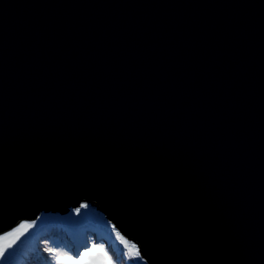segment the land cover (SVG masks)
<instances>
[{"label":"water","instance_id":"water-1","mask_svg":"<svg viewBox=\"0 0 264 264\" xmlns=\"http://www.w3.org/2000/svg\"><path fill=\"white\" fill-rule=\"evenodd\" d=\"M82 200L148 264H264V0H0V233Z\"/></svg>","mask_w":264,"mask_h":264},{"label":"rangeland","instance_id":"rangeland-1","mask_svg":"<svg viewBox=\"0 0 264 264\" xmlns=\"http://www.w3.org/2000/svg\"><path fill=\"white\" fill-rule=\"evenodd\" d=\"M91 203L93 202L82 200L79 202L80 205L68 207V210L62 213V217L54 216L51 211H42L37 215L36 219L30 220L35 221L31 226H24L22 221H20L11 229L0 233L2 235L12 229L26 228V230L21 231L19 238L13 244L12 247L14 249L8 253L6 264H26V259L31 258V255L33 258L37 254L40 255L38 256L39 258L37 257L38 262L36 264H58L57 256L62 254H69L75 257L79 264H91L89 257L81 259L86 248H91L95 244L103 246L104 249V244L110 243L116 250L117 242L107 232V227L97 226V221L102 218L112 229H116L117 232L119 230L112 222L108 221L100 210L91 206ZM85 204L86 206H84ZM77 208L80 209L79 212L76 211ZM89 218H91V222L88 220ZM61 220H69L71 224L63 223ZM119 235L130 248L132 244L137 245L131 238L121 233ZM48 248H56L59 251L48 252L46 251ZM108 255L112 258L114 264L126 263L125 260L113 253H108ZM137 258L142 264H145V261L140 256H137ZM127 262L128 264L131 263V261Z\"/></svg>","mask_w":264,"mask_h":264},{"label":"snow or ice","instance_id":"snow-or-ice-1","mask_svg":"<svg viewBox=\"0 0 264 264\" xmlns=\"http://www.w3.org/2000/svg\"><path fill=\"white\" fill-rule=\"evenodd\" d=\"M84 206H86V204ZM76 211L79 212L80 209L77 208ZM32 223H35V221H22V225L24 226H31ZM22 230H26V228L12 229L10 232H6L0 235V264H6L8 253L14 249L12 246L19 238ZM45 243H47V241H45ZM46 251L58 252L59 250L56 248H48ZM130 251L134 255H141L138 246L135 244L131 245ZM83 257H89L91 264H114V261L103 249V246H97L95 244L91 248L85 249L81 259H83ZM142 258L145 259V264H148L149 256H144ZM57 261L58 264H79L76 258L69 254H62L57 256Z\"/></svg>","mask_w":264,"mask_h":264},{"label":"trees","instance_id":"trees-1","mask_svg":"<svg viewBox=\"0 0 264 264\" xmlns=\"http://www.w3.org/2000/svg\"><path fill=\"white\" fill-rule=\"evenodd\" d=\"M70 220V219H69ZM69 220H61L63 223H70ZM89 221L91 220V218L88 219ZM91 222V221H90ZM82 223V222H81ZM71 224V223H70ZM97 226H100V227H107V232L109 234L112 235V238H114V240L117 242V249L115 250L113 248V246L108 243V244H104V249L108 252V253H113L114 255H117L119 258L121 257L122 260H125L126 263L124 262H121L120 264H128L127 261H131L130 264H142L139 260V258H137V255H134L129 249L130 247L123 242L122 238L119 237L120 235V232L116 231V229H112L111 226L109 224H106L102 218H100L98 221H97ZM119 233V234H118ZM40 255V254H39ZM38 254L35 255V257L32 258V255H31V258H28L26 259L27 260V263L26 264H36L38 262ZM42 255V254H41ZM38 257V258H37Z\"/></svg>","mask_w":264,"mask_h":264}]
</instances>
